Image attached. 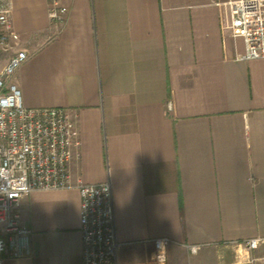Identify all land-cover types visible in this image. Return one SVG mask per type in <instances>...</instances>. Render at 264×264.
<instances>
[{"label": "crops", "instance_id": "obj_1", "mask_svg": "<svg viewBox=\"0 0 264 264\" xmlns=\"http://www.w3.org/2000/svg\"><path fill=\"white\" fill-rule=\"evenodd\" d=\"M11 1L24 103L76 115L71 172L111 178L120 264H264L242 258L264 243V58H237L230 0H62L60 25L47 0ZM80 204L77 188L25 195L30 251L4 264H83Z\"/></svg>", "mask_w": 264, "mask_h": 264}, {"label": "built area", "instance_id": "obj_2", "mask_svg": "<svg viewBox=\"0 0 264 264\" xmlns=\"http://www.w3.org/2000/svg\"><path fill=\"white\" fill-rule=\"evenodd\" d=\"M51 23L62 24L69 8L47 0ZM233 35H241L243 60L264 58V0H230ZM12 1L0 0V264L30 251L32 229L22 221V199L36 189L77 188L81 197L80 230L83 264H120L111 178L98 183L74 179L71 161L80 145L76 115L67 107L25 105L14 76L28 59L11 20ZM171 108V103L169 104ZM167 237L154 239L157 259H166ZM263 239H246L257 249Z\"/></svg>", "mask_w": 264, "mask_h": 264}, {"label": "rangeland", "instance_id": "obj_3", "mask_svg": "<svg viewBox=\"0 0 264 264\" xmlns=\"http://www.w3.org/2000/svg\"><path fill=\"white\" fill-rule=\"evenodd\" d=\"M8 56L9 55H7V54H5L4 55V59L5 58H8ZM245 247V246H244ZM246 248V247H245ZM246 250V253H244V255H242V258L244 259L247 255L249 256V255H251V257H254L255 255H257V254H262L261 256H262V258L263 259H261V261H264V243H261L260 244V246L257 248V249H255V250H249V249H245ZM255 263H256V261H255Z\"/></svg>", "mask_w": 264, "mask_h": 264}]
</instances>
